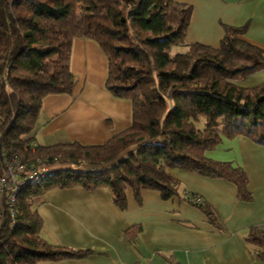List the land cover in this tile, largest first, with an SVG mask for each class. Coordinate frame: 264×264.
I'll list each match as a JSON object with an SVG mask.
<instances>
[{
  "label": "trees",
  "instance_id": "16d2710c",
  "mask_svg": "<svg viewBox=\"0 0 264 264\" xmlns=\"http://www.w3.org/2000/svg\"><path fill=\"white\" fill-rule=\"evenodd\" d=\"M192 13V4L175 0H0V177L14 154L26 165L19 176L42 157L55 166L46 177L0 195V264L92 251L43 237L34 199L55 186L109 185L122 208L128 186L139 201L142 189L155 188L164 198L178 195L199 206L217 222L213 206L184 190L171 173L170 167L179 166L229 179L239 198H252L246 170L205 151L223 136L245 135L264 144V82L248 87L235 82L264 68V48L241 36L246 27L233 25H224L219 47L188 42ZM76 37L94 39L106 54L105 85L114 96L131 100L132 123L98 144H39L31 133L44 97L75 86L70 64ZM176 46L185 49L175 51ZM140 230L132 225L126 235L133 241ZM245 239L264 260V229L251 226Z\"/></svg>",
  "mask_w": 264,
  "mask_h": 264
},
{
  "label": "crops",
  "instance_id": "0c3cea01",
  "mask_svg": "<svg viewBox=\"0 0 264 264\" xmlns=\"http://www.w3.org/2000/svg\"><path fill=\"white\" fill-rule=\"evenodd\" d=\"M175 1L193 5L188 42L219 47L224 25H233L246 27L241 36L264 48V0ZM70 65L77 77L75 86L69 93L44 97L31 133L36 142L47 146L74 141L98 144L129 127L132 102L107 89L108 60L97 41L76 37ZM235 82L259 85L264 82V68ZM135 148L133 144L127 149ZM205 154L242 166L252 198H239L237 185L229 179L179 166L170 167L171 173L184 190L199 194L213 206L217 222L199 206L178 195L164 198L155 188L142 189L139 201L128 186L127 206L122 208L109 185L92 189L55 186L34 199L43 219V237L92 251L82 257L34 264H172V260L180 264H264L257 246L245 239L251 226L264 229V144L245 135L223 136ZM135 224L141 230L132 241L126 230Z\"/></svg>",
  "mask_w": 264,
  "mask_h": 264
},
{
  "label": "built area",
  "instance_id": "2783aa9c",
  "mask_svg": "<svg viewBox=\"0 0 264 264\" xmlns=\"http://www.w3.org/2000/svg\"><path fill=\"white\" fill-rule=\"evenodd\" d=\"M45 159L40 158L37 162H35L30 169V172L26 176H19L18 171L23 169L26 165L24 163L23 157L19 156L17 154L12 155L11 157L6 159V165H7V174L5 176L0 177V195L7 189V190H13L16 191L25 184L26 182H33L37 181L43 177H46L55 166H51L47 162H44ZM58 166V165H57ZM10 177L12 179V182H9L7 179ZM15 194L11 195L12 201H14ZM197 200H203V197L199 194L196 195ZM1 205V204H0ZM2 207L0 206V214L2 211Z\"/></svg>",
  "mask_w": 264,
  "mask_h": 264
},
{
  "label": "rangeland",
  "instance_id": "374dc122",
  "mask_svg": "<svg viewBox=\"0 0 264 264\" xmlns=\"http://www.w3.org/2000/svg\"><path fill=\"white\" fill-rule=\"evenodd\" d=\"M183 49H185L184 46H183V47H182V46H176V47L174 48L175 51H177V50H183ZM130 150H131V149H126V150L122 151L120 156H121V157L126 156ZM42 158L45 159L46 162H48V161H47L48 158H44V157H42ZM46 159H47V160H46ZM84 165H85L86 167L89 166L88 163H85ZM52 166H53V165H52ZM0 204H2V202H1V197H0Z\"/></svg>",
  "mask_w": 264,
  "mask_h": 264
}]
</instances>
